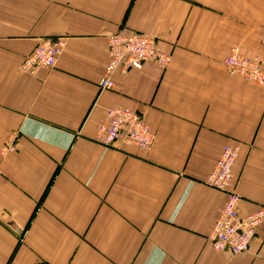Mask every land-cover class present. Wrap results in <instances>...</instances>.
Wrapping results in <instances>:
<instances>
[{
  "label": "crops",
  "instance_id": "0c3cea01",
  "mask_svg": "<svg viewBox=\"0 0 264 264\" xmlns=\"http://www.w3.org/2000/svg\"><path fill=\"white\" fill-rule=\"evenodd\" d=\"M263 27L264 0H0V264H264V216L247 251L211 248L226 195L203 183L234 145L239 216L264 209V86L224 68L264 55ZM131 31L169 66L100 90L108 37ZM41 38L62 55L22 73ZM114 108L143 116L149 150L95 140Z\"/></svg>",
  "mask_w": 264,
  "mask_h": 264
},
{
  "label": "built area",
  "instance_id": "2783aa9c",
  "mask_svg": "<svg viewBox=\"0 0 264 264\" xmlns=\"http://www.w3.org/2000/svg\"><path fill=\"white\" fill-rule=\"evenodd\" d=\"M261 43L264 47V28L261 31ZM63 46L62 39H45L39 44L33 57L27 60V65L35 69L52 68ZM107 57L103 77L98 83L101 90L115 88L116 74L125 75L129 71H140L148 66L165 69L170 64L169 54L162 51L154 38L135 32L118 33L108 37ZM263 65L264 55L248 57L233 48L225 59L224 67L230 75L240 76L256 86H264ZM95 140L106 148L119 142L147 150L152 144L153 136L149 126L137 113L126 108H114L105 111L103 120L97 126ZM14 150L15 147L7 142L2 152ZM236 156V146H224L204 180L205 185L226 195L221 213L209 235L211 248L216 252L227 251L232 255H239L248 250L264 216V209L244 217L239 216L241 199L234 191L232 176Z\"/></svg>",
  "mask_w": 264,
  "mask_h": 264
},
{
  "label": "rangeland",
  "instance_id": "374dc122",
  "mask_svg": "<svg viewBox=\"0 0 264 264\" xmlns=\"http://www.w3.org/2000/svg\"><path fill=\"white\" fill-rule=\"evenodd\" d=\"M264 28V27H263ZM131 32H134V31H131ZM126 33H130V32H126ZM135 33H139V34H142V35H145V36H148V37H152V38H154L155 40H156V42H157V44L160 46V44H159V41H158V39L157 38H155V36H150V35H146V34H143V33H140V32H135ZM118 34V33H117ZM45 39H52V40H55V39H61V38H41L40 40H39V42H38V44L36 45V47L29 53V54H27L26 56H24V60H23V62H22V64H21V66H20V70L22 71V73H26V74H32V73H34V72H36L37 70H40V69H35V68H31L29 65H27V60L28 59H30V58H32L33 57V55L35 54V52H36V50L38 49V46H39V44L42 42V41H44ZM63 40V39H62ZM64 41V40H63ZM64 47H65V41H64V46H63V48H62V51H61V54H60V56L62 55V53H63V50H64ZM161 48V47H160ZM162 49V48H161ZM238 49V48H237ZM239 50V49H238ZM163 51V50H162ZM240 51V50H239ZM240 53L242 54V55H244L241 51H240ZM167 54V53H166ZM229 54V53H228ZM59 56V57H60ZM169 56H170V54H169ZM228 56V55H227ZM226 56V57H227ZM244 56H247V55H244ZM254 56H261V55H253V56H248V57H254ZM58 57V58H59ZM108 59V58H107ZM226 59V58H225ZM225 59H224V64H225ZM57 61H58V59H57ZM57 63V62H56ZM56 65V64H55ZM55 65L52 67V68H54L55 67ZM26 67H27V70H26ZM52 68H48V69H52ZM225 68V67H224ZM226 71V70H225ZM129 72H131V71H129ZM129 72H127L126 74H128ZM228 74V73H227ZM228 75H230V74H228ZM230 76H237V75H230ZM238 77H240V76H238ZM240 78H242V77H240ZM243 79V78H242ZM101 80V79H100ZM244 80V79H243ZM245 82H247L246 80H244ZM99 83V82H98ZM247 83H249V82H247ZM249 84H251V83H249ZM99 87V86H98ZM100 89V88H99ZM101 90V89H100ZM102 91H106V90H102ZM130 110V109H129ZM130 111H133V110H130ZM133 112H135V113H137L140 117H141V119L143 120V122H145V120H144V118H143V116L139 113V112H136V111H133ZM146 123V122H145ZM147 124V123H146ZM148 125V124H147ZM149 126V125H148ZM150 128V127H149ZM150 131H151V129H150ZM152 142H153V140H152ZM116 144H118V145H121V143H119V142H117ZM129 146V145H128ZM151 146H152V144H151ZM151 146H150V148H151ZM224 146H226V145H224ZM223 146V147H224ZM3 147L4 146H2L1 147V149H0V153H3L2 152V150H3ZM223 147H222V149H223ZM136 148V147H135ZM150 148H148L147 150H149ZM139 149V148H138ZM140 150H142V149H140ZM147 150H143V151H147ZM15 151V150H14ZM13 151V152H14ZM222 151V150H221ZM5 153V152H4ZM221 154V153H220ZM218 160V159H217ZM216 163V162H215ZM215 165V164H214ZM214 167V166H213ZM204 183V182H203ZM207 186V185H206ZM241 199V198H240Z\"/></svg>",
  "mask_w": 264,
  "mask_h": 264
}]
</instances>
